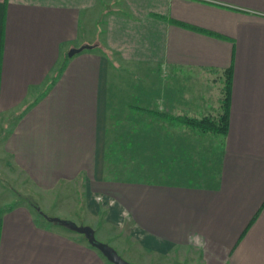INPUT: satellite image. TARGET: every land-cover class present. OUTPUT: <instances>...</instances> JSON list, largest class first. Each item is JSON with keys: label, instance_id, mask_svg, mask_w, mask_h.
I'll list each match as a JSON object with an SVG mask.
<instances>
[{"label": "crops", "instance_id": "1", "mask_svg": "<svg viewBox=\"0 0 264 264\" xmlns=\"http://www.w3.org/2000/svg\"><path fill=\"white\" fill-rule=\"evenodd\" d=\"M162 69L173 78L149 108L131 105L135 75ZM228 69L229 130L214 167L138 180L109 171L112 109L146 116L135 138L167 161L202 142L168 117L216 116ZM148 111L167 116L152 121ZM4 118L14 121L0 160L37 192L79 186L85 215L105 212L111 228H126L156 257L190 251L201 264H264V0H0ZM55 219L0 197V264H114ZM71 219L62 221L81 223Z\"/></svg>", "mask_w": 264, "mask_h": 264}, {"label": "rangeland", "instance_id": "2", "mask_svg": "<svg viewBox=\"0 0 264 264\" xmlns=\"http://www.w3.org/2000/svg\"><path fill=\"white\" fill-rule=\"evenodd\" d=\"M127 77L131 80L134 78L133 76ZM135 78L136 80L132 82L134 84L133 89L128 90L134 98L129 103L133 106L149 108L147 104L151 100L154 101V98L151 97L152 93L161 87L163 80L170 81L173 76L168 70L164 69L163 71L162 69L161 71H152L150 75H145V77L144 75L140 77L135 75ZM125 84L122 83L121 90L127 89ZM142 88L144 89L142 90ZM139 95H143L140 97L141 99H138ZM150 108L160 110L157 105ZM110 118L109 132L112 135L111 139L113 142L110 146L108 167L113 175L121 176L122 180H128L133 177L138 180L151 170L153 171L152 173L171 169L187 171L188 167H190L191 170L188 171L191 173L198 166L199 170H196L197 172H205L207 168L214 167L216 164V151L218 148L221 149L223 142L221 136L208 133L203 137L205 134L200 131L189 130L190 135L188 137L191 139L200 138L201 144H187L182 149H179L178 154L174 152L173 155L169 156L171 158L166 161L165 156L161 155L164 153L159 152L158 146L147 148L142 144L139 145V140L135 138L134 133L142 131L151 122L146 116L137 114L130 108L124 107L112 109ZM151 120L159 121L156 117L151 118ZM13 121L6 118L0 120V144H3V140L9 133L8 129L11 128ZM148 149L152 151V153H149L150 157L147 154ZM5 158L0 160V197L4 200L7 199L9 206L14 204L27 205L33 208L35 217L39 220L43 218H50V220L52 218H59L60 220L80 219L81 223H78V221L70 222H72V225L78 226V228H91L100 242L104 237L109 236L108 241L105 243L106 246L115 247L114 251L116 254L128 263L201 264L198 254L190 251H181L177 255L170 257L150 255V253L143 251L136 243L130 240L129 236H127L126 228L122 231L111 228L105 222V212L102 211L101 216L98 218L91 216L89 212L85 215L84 195L79 186H61L51 192H37L21 172H18L16 168H11L9 166L11 165L10 163L8 166L6 165L9 158ZM70 228L71 226H68L67 229L71 230ZM110 236L114 238H110Z\"/></svg>", "mask_w": 264, "mask_h": 264}, {"label": "trees", "instance_id": "3", "mask_svg": "<svg viewBox=\"0 0 264 264\" xmlns=\"http://www.w3.org/2000/svg\"><path fill=\"white\" fill-rule=\"evenodd\" d=\"M185 26V25H184ZM231 79H232V69H228L225 71L224 77V85H223V96L221 98L220 104V112L216 116H205L201 119L191 118L187 116L183 117H174L169 116L170 121H178L185 124L187 127L198 130L203 134H214L217 136H221L225 138L228 134L229 130V120H230V103H231ZM151 115L159 118V117H166L167 115L162 114L160 112H151ZM59 223V222H57ZM63 226H70L67 222L62 224ZM72 232H76L71 229ZM78 233V232H77ZM89 242V240H88ZM90 244V242H89Z\"/></svg>", "mask_w": 264, "mask_h": 264}, {"label": "water", "instance_id": "4", "mask_svg": "<svg viewBox=\"0 0 264 264\" xmlns=\"http://www.w3.org/2000/svg\"><path fill=\"white\" fill-rule=\"evenodd\" d=\"M89 48H90V47L88 46V47H84V48H82V49H78V50H77V49L71 50V51L69 52V57H72V56H74L75 54H78V53H80L81 51H83V50H85V49H89ZM55 221L60 222V223H62V224L66 222V221H62V220H60V219H55ZM67 223L71 226V229H73L74 231H76V232H78V233H81V234H85V235H87L90 244H91L93 247H95V248L101 250L102 253H104V254L106 255V257H107L112 263H114V264H130V263L124 261L123 259H121V258L116 254V252H115L112 248H110V247H108V246H106V245H103V244L97 242V241L95 240V232H94L91 228H78V226H76L75 224L72 225L71 222H67ZM87 233H88V234H87Z\"/></svg>", "mask_w": 264, "mask_h": 264}]
</instances>
